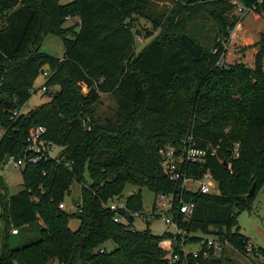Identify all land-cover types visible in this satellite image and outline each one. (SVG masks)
I'll return each mask as SVG.
<instances>
[{"label":"trees","instance_id":"obj_1","mask_svg":"<svg viewBox=\"0 0 264 264\" xmlns=\"http://www.w3.org/2000/svg\"><path fill=\"white\" fill-rule=\"evenodd\" d=\"M153 1L0 0V162L20 155L30 126H44V138L59 148L54 158L23 164L21 186L12 193L0 176V264L230 262L221 249L206 258L180 253L169 263L170 232L152 233L149 221L131 228L102 205L123 195L126 184L137 186L127 204L138 211L140 187L178 191L161 169L159 150L189 134L208 148L203 160L186 163V174L197 178L208 170L217 192H184L195 202L188 241L213 235L246 254L250 241L236 214L249 209L264 183V32L250 44L251 66L226 63L224 45L241 19L233 0H169L156 11ZM237 1L264 9V0ZM139 17L156 32L135 51ZM48 33L60 37V57L39 49ZM44 71L45 90L56 86L49 99L11 117ZM100 93L114 99L112 114L97 113ZM74 181L76 210L58 208ZM253 249L264 256L263 248Z\"/></svg>","mask_w":264,"mask_h":264},{"label":"rangeland","instance_id":"obj_2","mask_svg":"<svg viewBox=\"0 0 264 264\" xmlns=\"http://www.w3.org/2000/svg\"><path fill=\"white\" fill-rule=\"evenodd\" d=\"M61 3L68 2L70 0H59ZM236 3H241L234 0ZM233 1V2H234ZM163 4L170 5L169 0H154L153 8L161 10ZM242 6V3H241ZM233 12L238 16H241L240 21L230 31L228 40L225 43V51L222 56V60L226 63H233L236 61H242L246 65L251 66L253 62V54L256 51L255 46H251L254 41L259 38L260 33L264 32V9L261 12H255L254 10L248 9L247 11H238L235 8ZM76 16L68 17L65 21V25L75 22ZM237 27V28H236ZM134 34V48L135 51L147 43L156 32V27L146 18L137 19V24L133 29ZM152 33L151 35H148ZM39 49L45 53H48L55 57H60L63 52L62 42L59 36L54 34H45L41 40ZM44 81V76L39 74L34 79L30 88V96L22 104L21 111L25 112L34 105H38L42 101H46L50 97V93L56 89V86H50L46 90L41 89V84ZM82 92L86 91V88L82 86ZM97 113L101 115H110L115 110V101L112 96L108 93H100V99L97 105H95ZM57 146H52L51 154L56 155L58 151ZM20 168H13L10 172H6L5 169L0 168V176L6 186V192L12 193L20 188ZM195 184H193L194 187ZM137 189V186L126 184L123 193L128 194L130 191ZM142 211L148 212L156 199L154 192L146 188L145 186L140 187ZM79 196V185L75 181L70 186V192L65 195L64 201L66 204V210H73V200ZM236 221L239 225L240 231L249 237L250 243L245 246L246 254L238 253L232 248L230 244L225 242L222 245L221 256L229 258L224 264H233L232 261L237 264H263L264 256L261 254H254L253 247H261L264 249V183L254 193L252 198L251 206L249 209L245 208L237 212ZM70 228H75L78 224L77 218H70L68 222ZM136 229H143L145 227V221L143 217L137 218L134 221ZM167 224L164 222L162 217H154L149 221V229L152 233L161 234L166 231ZM12 232V230H10ZM4 234L3 223L0 218V244L2 242ZM11 245L14 242L11 241ZM194 247V244L191 245ZM220 252V251H219ZM216 253L213 256L219 254ZM51 264H56L55 261H51Z\"/></svg>","mask_w":264,"mask_h":264},{"label":"built area","instance_id":"obj_3","mask_svg":"<svg viewBox=\"0 0 264 264\" xmlns=\"http://www.w3.org/2000/svg\"><path fill=\"white\" fill-rule=\"evenodd\" d=\"M259 2L260 0L257 1V3ZM255 5L245 6L242 4L241 6V3H236V9L241 12L242 10L247 11L248 9L254 10ZM43 76H46L45 71L43 72ZM41 89H45L43 82ZM20 111L21 106L11 110L10 116L13 117ZM44 132L45 127L42 125L30 126L24 137V144L20 155L16 158L10 155L6 156L0 162V168L5 169L6 172H10L13 168L22 167L25 163H36L41 159L56 157L57 154H51V149L54 145L50 144L44 138ZM207 148L197 147L194 137L189 134L176 147L164 146L159 150L161 169L169 180L177 183L178 191L156 193V199L148 212L132 210L128 206L127 196L132 191L128 194L123 193V195L115 196L102 203L103 207L112 211L114 221L129 225L131 228H135L134 221L137 218L143 217V220L146 222L154 217H162L167 224L166 231L171 233V237L165 242L166 245L164 246L169 263L178 260L180 253L183 256L186 254L192 256L200 255L202 258L215 255L222 249V245L226 242L213 235L201 236L194 242L188 241L192 232L187 229V224L192 215L195 202L191 198L184 199V192H217L216 181L208 170L202 172L197 178L187 175L185 171L187 162H196L204 159ZM210 152L213 153L214 148L210 149ZM234 154L236 155L235 152ZM8 164L10 165L8 166ZM193 184H195L194 187ZM57 205L58 208L66 210L64 200L60 201ZM74 210H76L75 205L73 210L70 211ZM11 230L14 231L13 229ZM192 244H194V247H191ZM100 251H102L101 248Z\"/></svg>","mask_w":264,"mask_h":264},{"label":"water","instance_id":"obj_4","mask_svg":"<svg viewBox=\"0 0 264 264\" xmlns=\"http://www.w3.org/2000/svg\"><path fill=\"white\" fill-rule=\"evenodd\" d=\"M222 164L225 165L226 164V161L225 160H222ZM10 164H8L9 166ZM7 166V167H8ZM254 191V183L251 184V186L249 187L248 189V193H252Z\"/></svg>","mask_w":264,"mask_h":264},{"label":"bare ground","instance_id":"obj_5","mask_svg":"<svg viewBox=\"0 0 264 264\" xmlns=\"http://www.w3.org/2000/svg\"><path fill=\"white\" fill-rule=\"evenodd\" d=\"M237 28V27H236Z\"/></svg>","mask_w":264,"mask_h":264}]
</instances>
